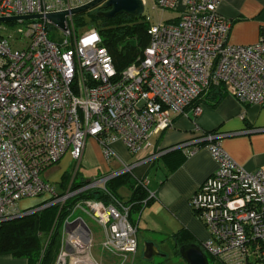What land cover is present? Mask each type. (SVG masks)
<instances>
[{"label":"built area","instance_id":"built-area-1","mask_svg":"<svg viewBox=\"0 0 264 264\" xmlns=\"http://www.w3.org/2000/svg\"><path fill=\"white\" fill-rule=\"evenodd\" d=\"M89 1L0 0V17L70 10ZM219 2L153 0L154 7L178 16L151 23L146 15L148 45L120 72L97 29L78 35L71 15L65 30L45 19L16 20L20 25L7 33L0 24V223L29 212L31 207H20L22 198L44 195L37 204L45 208L100 190L110 202L81 198L64 217L53 264H97L90 256L92 233L85 216L104 228L102 249L118 264L135 256L129 206L107 190V183L163 154L150 136L171 126L172 113L199 114L193 102L212 83L222 84L244 105L264 104V36L249 45L228 43L229 25L217 13ZM56 29L60 41L51 35ZM88 137L101 145L107 160L115 156L116 140L138 159L57 192L42 175L66 153L77 168ZM216 137L207 133L197 140L208 142L217 168L189 199L209 233L202 248L225 264H264V169L246 170ZM135 180L145 188L144 178Z\"/></svg>","mask_w":264,"mask_h":264},{"label":"crops","instance_id":"crops-1","mask_svg":"<svg viewBox=\"0 0 264 264\" xmlns=\"http://www.w3.org/2000/svg\"><path fill=\"white\" fill-rule=\"evenodd\" d=\"M217 13L228 22L227 42L230 44H254L264 36V0H220ZM193 104L200 106L199 114L172 113L171 126L150 136L149 140L155 149L166 151L151 161L138 164L132 170L131 178L146 180V194L150 198L149 203L140 211L136 221V233L140 226L145 232L146 241L154 243L161 253L167 240L173 242L175 233L190 235L201 248L202 243L209 239L208 230L191 210L189 199L202 181L216 170L217 162L207 148L208 143L199 142L198 139L212 133L217 136L216 142L222 150L237 164L248 171L264 169V104L244 105L229 94L219 96L213 89L202 94ZM89 138L85 141L79 164L77 168L75 166L73 173L64 168L57 181L47 180L53 183L57 192L65 191L73 181H85L79 173L81 167L98 163L99 169L104 166L100 150L104 158L105 155L101 145L97 142L98 162L97 146L89 141ZM187 143V146L172 149ZM111 148L115 156L109 160L105 158L108 171L138 159V156L129 153L119 140L114 141ZM186 149L191 150L189 154ZM65 156L73 161L69 153H66L51 169L57 167ZM153 167L154 174L149 179L148 173ZM129 196L130 191L126 198L119 195L123 201ZM95 224L105 238L104 228ZM106 253L112 264L119 263L117 257ZM205 253L210 264H225ZM90 256L101 264L100 259L98 262L92 254V244ZM176 257L172 264H185L179 256ZM134 258L135 256L126 264H134ZM166 258L168 261L169 258ZM0 264H25V261L9 255H0Z\"/></svg>","mask_w":264,"mask_h":264},{"label":"trees","instance_id":"trees-1","mask_svg":"<svg viewBox=\"0 0 264 264\" xmlns=\"http://www.w3.org/2000/svg\"><path fill=\"white\" fill-rule=\"evenodd\" d=\"M99 9L101 8L89 11L90 21L87 25L97 29L102 44L112 57L116 72H120L142 56L149 42L147 30L150 22L145 19L146 14L141 17L118 14L109 19L100 18L96 15ZM72 18L79 25L85 23L81 20L82 13L73 15ZM209 89H213L219 96L227 94L220 83H212L206 92ZM131 175L133 174L125 173L115 177L107 183L106 188L115 198L120 199L117 189L121 185L127 186L130 196L125 202L129 206V219L136 225L141 209L149 203L150 198L146 189L138 185ZM84 182L73 181L71 188L75 189ZM81 198L103 200L105 203L111 201L100 190L87 191L67 199L62 206L53 204L32 214L3 221L0 223V255L23 259L25 264H53L60 247L62 221L74 202ZM173 239L175 256H179L180 245L196 243L190 235L181 232L175 233ZM166 262L167 258L163 255L160 261L151 264Z\"/></svg>","mask_w":264,"mask_h":264},{"label":"rangeland","instance_id":"rangeland-1","mask_svg":"<svg viewBox=\"0 0 264 264\" xmlns=\"http://www.w3.org/2000/svg\"><path fill=\"white\" fill-rule=\"evenodd\" d=\"M145 3L146 4L144 6L145 7L144 14L149 16L151 23L170 22L175 17L178 16V12L175 11V10H168V9H162V8H159V7H154L153 0H145ZM72 17H73V15H72ZM72 20H73V18H72ZM81 20H83V22H85L82 25H79L77 21L73 20L74 28H75V30H77V32H78L77 34L78 35H81L82 33H84V31H86L88 28L91 27L90 25H87L89 23V21H90L89 11H86V12L82 13V19ZM0 24L5 25L7 27L8 31H6V33L7 32H14L15 28L18 25H20L16 21H13V22H0ZM51 31H52L51 32L52 37L55 40L60 41L61 40V35L59 34L58 30L56 29V30H51ZM68 45L70 47H72V45H73L72 41H70ZM214 140H216V138ZM89 141H92L97 146L96 149L98 151V162H99V145H98L97 141L94 138H92V137L89 138ZM200 142L208 143L207 141H200ZM100 153H101L102 162L104 163V166L101 169H99V163H98V165H91V166L88 165V166H84L85 168L81 167L79 169V173L82 174V176L85 179V181L89 180V179H91L93 177H98L99 174H105V173L108 172V166L106 164V159L104 158L101 150H100ZM54 166H52V167H54ZM75 166H76V162L74 160L70 161L69 158L67 156H65L61 160L60 164L57 167H55L53 169H51L52 167L49 168L47 170V172L44 175H42V178H44L46 181L50 180V182L51 181L55 182L59 178L60 172L62 171V169L66 168L68 170V172H72L73 173V171L75 169ZM154 168L155 167H153L150 170V172L148 173L149 179H151L153 174H154ZM71 184L69 186H71ZM117 190H118L117 194H119L123 198H126V195H127L128 191H129L127 186H122L121 185ZM43 198H44V195L37 196V197L22 198L19 201L20 207L22 209L31 207V208H29V212L24 214V215L32 214L34 212H37L39 210L44 209V207H42V204L41 205L37 204ZM62 205H59V206H62ZM79 213L80 212L77 211V214H79ZM84 218L88 222V225H89V227L91 229V232H92V238H93L92 254H93V256L98 260V262H99V259H100V261H101L100 263L101 264H112L111 263V261H112L111 258H109L108 254L106 253V251H104L102 249V242H103V238L104 237H103L101 229L93 221H91L90 218L88 219V217H86V216ZM61 229H62V227H61ZM144 233L145 232L139 226V230L136 233V239L138 241V251H137V254L135 255V258H134L135 259L134 264H151L153 262H158V261L161 260V256H158V255H154V256H152L149 259L144 258V255H143L144 244L147 242L146 239H145ZM60 241H61V239H60ZM173 246H174V243L172 242V240H167L164 243V246L162 247L163 248V252L162 253L166 257L169 258V260L166 262V264H172L173 261L174 262L176 261L175 258H177V257L174 255Z\"/></svg>","mask_w":264,"mask_h":264},{"label":"water","instance_id":"water-1","mask_svg":"<svg viewBox=\"0 0 264 264\" xmlns=\"http://www.w3.org/2000/svg\"><path fill=\"white\" fill-rule=\"evenodd\" d=\"M100 7L96 12V15L100 18L109 19L118 14H124L131 17H141L144 15V3L143 0H91L88 3L72 8L70 10L49 12L46 14H32L24 16H12V17H0V22H13L19 19H45L55 27L65 30L66 19L69 15L81 14L86 11L93 10ZM180 145L173 147L179 148ZM179 257L185 262V264H210L206 253L203 251L200 245L196 243H189L180 245L178 248ZM144 258L149 259L154 255L163 256L158 247L152 242H146L143 250Z\"/></svg>","mask_w":264,"mask_h":264},{"label":"flooded vegetation","instance_id":"flooded-vegetation-1","mask_svg":"<svg viewBox=\"0 0 264 264\" xmlns=\"http://www.w3.org/2000/svg\"><path fill=\"white\" fill-rule=\"evenodd\" d=\"M101 10H104V9H101Z\"/></svg>","mask_w":264,"mask_h":264}]
</instances>
